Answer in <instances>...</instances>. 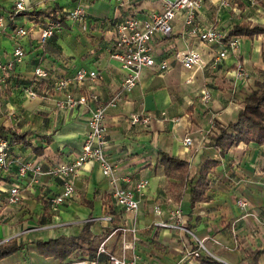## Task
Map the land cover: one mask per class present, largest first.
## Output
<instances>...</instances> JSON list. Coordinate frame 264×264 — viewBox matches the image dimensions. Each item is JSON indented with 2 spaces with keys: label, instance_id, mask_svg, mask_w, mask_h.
Wrapping results in <instances>:
<instances>
[{
  "label": "crops",
  "instance_id": "crops-1",
  "mask_svg": "<svg viewBox=\"0 0 264 264\" xmlns=\"http://www.w3.org/2000/svg\"><path fill=\"white\" fill-rule=\"evenodd\" d=\"M16 2L0 0V19L5 28L0 30V60H12L17 46L25 53L21 63L5 73V80L0 82V126L30 132V145L12 141L11 153L15 158L41 163L47 170L70 163L79 155L91 114L90 106L61 109L64 95L55 90V84L61 78L74 77L81 69L95 71L101 77L99 81L74 83L70 92L75 97L94 93L106 104L113 98L126 75L122 65L112 58V51L116 24L127 11H118L115 0H90L86 28L67 21L55 36L43 40L47 20L58 12L72 10L78 0H25L30 12L39 15L25 16L22 12L12 20ZM161 11V0H133L129 13L146 19ZM184 19L180 15L173 22L171 39L157 35L152 44L156 61L166 60L168 71L144 70L139 85L116 108L106 112V152L116 165L115 176L121 179L120 185L132 189L142 179L150 181L145 194L137 197L138 213H127L116 205L114 185L95 162H88L79 171L75 196L58 210L50 207V200L62 190L57 178L44 175L34 183L31 176L19 177L18 166L0 170V245L16 241L23 246L0 264H65L76 260V254L64 261L46 258L35 243L78 238L87 230L95 237L96 254L105 243L109 253L120 256L125 242H135L134 250L126 254L137 256L140 264H199L187 254L198 249L200 241L219 262L254 264L250 255L264 249V228L257 225L253 216H246L247 211L237 201L247 200L250 214L264 210V146L241 144L222 158L213 138L218 132L215 121L223 125L237 121L244 100L264 69V34L254 39L242 37L238 55L229 53L215 65L222 48L191 37ZM197 21L203 28L216 26L227 33L242 23L264 26V0H204ZM17 27L27 28L28 35L15 39L12 31ZM190 48L203 55L205 65L201 72L187 70L176 61V51ZM239 61L249 71V81L236 79ZM37 68L49 72V79L35 82ZM33 84L38 95L35 99L24 92ZM204 88L212 93L208 104L201 98ZM133 114H147L151 122L132 126L129 119ZM187 137L193 140L191 147L184 144ZM35 149H42V154L35 153ZM161 151L188 161L194 181L180 187L178 181L171 179L158 163ZM210 159L221 163L212 174L208 200L192 208V186L199 178L201 166ZM125 177L129 180L123 181ZM15 186L21 189L22 201L10 205V190ZM156 206L163 209L158 218L154 215ZM178 206L183 210L187 231L155 225L169 221L171 210ZM124 228H135V236L124 235ZM257 264H264V254Z\"/></svg>",
  "mask_w": 264,
  "mask_h": 264
},
{
  "label": "built area",
  "instance_id": "built-area-1",
  "mask_svg": "<svg viewBox=\"0 0 264 264\" xmlns=\"http://www.w3.org/2000/svg\"><path fill=\"white\" fill-rule=\"evenodd\" d=\"M163 11L153 13L146 19L137 18L134 14H130L133 0H115L116 9L118 11L126 10L127 15L116 24V41L114 43L112 58L117 60L122 68L126 71L120 90L106 104L101 102L96 94L81 95L75 97L70 92L72 84H83L87 80L97 82L101 79L98 72H88L84 69L79 70L72 78H61L55 84V90L64 95V100L60 102L61 109H75L79 106H90V119L88 122V134L85 138L83 147L79 155L70 163H62L53 166L47 170L41 163L33 160H21L15 158L11 153V146L8 140L0 139V170L7 171L13 166H18L19 177L27 179L31 176L34 183L39 182V178L48 175L57 178L61 182V193L50 200L52 210L70 202L75 196V180L79 171L88 162H95L99 165L103 175L111 179L114 185L113 198L116 205L127 213L137 214L139 211V200L137 197L143 196L150 185L149 179H142L136 182L132 189H127L120 185L121 179L115 176L116 165L111 163L107 156L108 128L106 124V112L108 108H116L122 103L126 96L131 93L140 83L142 73L146 69H153L159 72H166L169 64L166 60L157 62L155 59L153 41L157 35H161L166 40L173 36V22L177 16H184L185 27L191 37L197 38L202 44L216 46L222 48L215 57V65L221 60L228 57L229 53H238L242 46V37H233L228 39V33L220 30L216 26L203 28L197 21V15L203 6L204 0H161ZM257 0H253L256 2ZM90 0H78L75 8L65 12H58L53 18L46 22L43 28L42 38L47 40L56 35L63 29L65 22H72L80 27H87V19L89 16ZM26 6L25 0H17L15 3V12L12 20L22 12H30ZM5 29L4 23L0 19V30ZM29 31L25 27H17L12 31L15 39H21L28 35ZM25 53L21 46H17L14 50L12 60L3 62L0 60V82L5 80V73L14 71L17 64L21 63ZM176 61L185 69L201 72L205 62L200 51L190 48L179 50L175 53ZM50 74L42 68L35 70V82L49 79ZM235 77L237 80H250V73L247 71L243 63L237 62L235 68ZM34 84L24 89L25 94L32 99L37 98V92L34 91ZM202 101L208 104L212 100V93L208 88H204L201 94ZM130 124L132 126L148 125L151 117L147 114H133L130 116ZM184 144L187 147L193 145L191 138H185ZM129 177H125L123 181H128ZM22 201L21 189L15 186L10 190L8 203L10 205H18ZM237 205L247 211L246 216H253L257 221V225L264 228V210L258 214H250V204L245 199H239ZM163 209L161 206L154 208L155 217H161ZM136 217V216H135ZM110 219V218H109ZM108 220V219H107ZM155 225L161 228L173 230H185V217L181 207H175L170 212L169 221H158ZM124 235L133 234L135 236L136 229H122ZM198 249L190 251L187 256L197 259L205 254L212 257V253L207 250L203 242H199ZM135 242L123 244V254L118 256L107 251L105 243H102L95 257L83 260H71L65 264H140L137 256L128 257L126 254L129 250H134ZM104 257L106 259H104Z\"/></svg>",
  "mask_w": 264,
  "mask_h": 264
},
{
  "label": "trees",
  "instance_id": "trees-1",
  "mask_svg": "<svg viewBox=\"0 0 264 264\" xmlns=\"http://www.w3.org/2000/svg\"><path fill=\"white\" fill-rule=\"evenodd\" d=\"M22 14L25 16L39 15L37 12H23ZM19 15L20 14H18V16ZM263 34V25L242 23L235 25L228 33L227 38L247 37L249 39H254ZM262 58L264 62V54ZM214 123L218 132L215 133L213 142L222 158H225L232 149L241 144L264 146V69L259 72V78L255 81V86L251 94L244 100L243 108L237 121L228 125H223L218 121ZM29 136H31L30 132L20 133L17 130L0 126V139L8 140L11 149L12 141L25 146L30 145L28 140ZM42 151V149L34 150V152L39 155L42 154ZM158 155L159 165L164 167L171 179L179 182L180 187L186 185L188 182L192 183L194 181L193 178L190 177L191 173L188 161L170 156L163 151L159 152ZM220 163V161L210 159L201 166L199 178L196 184L192 186V208H194L197 203L208 200L207 193L210 190L212 174L214 169L219 167ZM94 241L95 237L87 230L85 235L78 238L60 237L45 242H36L35 245L40 254L46 258H55L64 261L71 258L73 254H76V260H83L87 257H95L97 248ZM22 248L23 246L19 245L16 241H9L1 244L0 261L20 251ZM262 254H264V249L255 251L250 255L254 264H257ZM197 261L199 264H224L207 255L200 256Z\"/></svg>",
  "mask_w": 264,
  "mask_h": 264
}]
</instances>
